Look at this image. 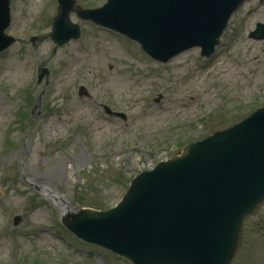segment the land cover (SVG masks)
<instances>
[{"label": "rangeland", "instance_id": "rangeland-1", "mask_svg": "<svg viewBox=\"0 0 264 264\" xmlns=\"http://www.w3.org/2000/svg\"><path fill=\"white\" fill-rule=\"evenodd\" d=\"M56 3L11 0L16 42L0 52V264H125L70 236L62 218L115 206L136 175L264 106V40L249 37L264 0L234 13L213 58L196 48L165 64L75 14L81 37L57 46ZM232 264H264V206L245 222Z\"/></svg>", "mask_w": 264, "mask_h": 264}, {"label": "water", "instance_id": "water-1", "mask_svg": "<svg viewBox=\"0 0 264 264\" xmlns=\"http://www.w3.org/2000/svg\"><path fill=\"white\" fill-rule=\"evenodd\" d=\"M242 0H108L78 15L139 41L166 62L190 47L212 53ZM74 0H59L52 38L63 44L80 34L69 21ZM9 0H0V50L12 39ZM252 38H264L258 25ZM264 202V110L137 176L109 211L83 210L64 225L88 243L133 264H230L244 219Z\"/></svg>", "mask_w": 264, "mask_h": 264}]
</instances>
